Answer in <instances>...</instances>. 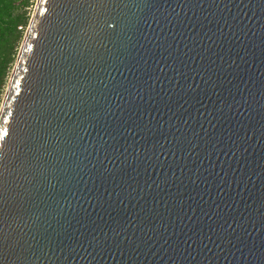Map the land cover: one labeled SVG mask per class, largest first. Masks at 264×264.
Segmentation results:
<instances>
[{
	"label": "water",
	"instance_id": "95a60500",
	"mask_svg": "<svg viewBox=\"0 0 264 264\" xmlns=\"http://www.w3.org/2000/svg\"><path fill=\"white\" fill-rule=\"evenodd\" d=\"M0 264H264V0H38Z\"/></svg>",
	"mask_w": 264,
	"mask_h": 264
},
{
	"label": "trees",
	"instance_id": "16d2710c",
	"mask_svg": "<svg viewBox=\"0 0 264 264\" xmlns=\"http://www.w3.org/2000/svg\"><path fill=\"white\" fill-rule=\"evenodd\" d=\"M28 1L0 0V88L14 55L16 42L21 38V30L26 25V19L19 11L27 7Z\"/></svg>",
	"mask_w": 264,
	"mask_h": 264
},
{
	"label": "rangeland",
	"instance_id": "374dc122",
	"mask_svg": "<svg viewBox=\"0 0 264 264\" xmlns=\"http://www.w3.org/2000/svg\"><path fill=\"white\" fill-rule=\"evenodd\" d=\"M38 0H29L28 5L25 8H22L19 12L24 15L26 19V25L21 30V38L18 42H16L15 48L13 50V57L11 59V63L9 64L8 68L6 69L5 76L3 78V82L0 88V112L4 103L5 96L7 94V90L9 87V83L11 80V77L13 75L17 60L20 55V51L22 49V45L25 39V36L27 34L28 28L30 26V23L32 21L36 6H37ZM20 29V28H19Z\"/></svg>",
	"mask_w": 264,
	"mask_h": 264
}]
</instances>
